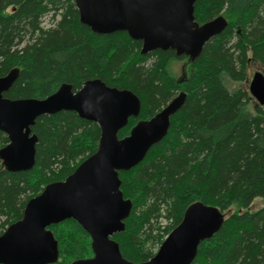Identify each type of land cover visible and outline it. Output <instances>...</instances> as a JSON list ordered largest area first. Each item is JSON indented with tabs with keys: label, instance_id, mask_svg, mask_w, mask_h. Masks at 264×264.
<instances>
[{
	"label": "trees",
	"instance_id": "1",
	"mask_svg": "<svg viewBox=\"0 0 264 264\" xmlns=\"http://www.w3.org/2000/svg\"><path fill=\"white\" fill-rule=\"evenodd\" d=\"M73 1L0 0V77L18 70L3 97L40 100L61 84L76 91L85 81L100 79L140 100L139 116L117 133L121 139L183 92L166 136L137 166L118 173L120 191L132 206L124 230L112 239L125 260L146 262L186 208L201 202L223 214L235 211L198 245L191 264H264V205L249 210L255 199L264 201V106L250 107L248 92L227 86L246 79L249 59L264 67V0H197V23L221 15L227 26L193 62L172 50L141 54V42L122 31L92 33L79 22ZM47 12L58 21L45 30L41 18ZM171 60L187 61L184 78L167 71ZM31 131L37 137L31 170L7 172L0 161V234L21 219L29 199L63 181L96 151L100 133L95 123L71 111L43 115ZM6 144L0 132V148ZM48 229L58 246L53 264L92 257L90 238L74 220Z\"/></svg>",
	"mask_w": 264,
	"mask_h": 264
},
{
	"label": "water",
	"instance_id": "2",
	"mask_svg": "<svg viewBox=\"0 0 264 264\" xmlns=\"http://www.w3.org/2000/svg\"><path fill=\"white\" fill-rule=\"evenodd\" d=\"M197 0H74L79 22L92 33L125 32L140 41L141 54L172 50L176 57L193 62L203 46L227 26L217 16L199 24L194 19ZM184 74V72L182 73ZM185 75V74H184ZM18 76L13 69L0 77V132L7 144L0 161L7 172H25L35 163L37 137L31 127L37 118L71 111L99 128L96 151L63 181L47 184L29 199L22 217L0 234V264H53L58 246L51 225L72 219L90 238L92 257L71 264H135L125 260L112 239L124 230L131 201L120 191L118 173L137 166L149 149L167 134L170 117L185 100L180 92L148 120H139L124 138L117 133L140 114V100L131 91L109 87L90 79L76 91L69 84L44 99L10 100L3 97ZM181 78V77H180ZM183 78V77H182ZM249 95L264 106V75L251 78ZM224 215L201 202L190 204L180 223L165 237L155 254L138 264H191L198 245L216 233Z\"/></svg>",
	"mask_w": 264,
	"mask_h": 264
},
{
	"label": "rangeland",
	"instance_id": "3",
	"mask_svg": "<svg viewBox=\"0 0 264 264\" xmlns=\"http://www.w3.org/2000/svg\"><path fill=\"white\" fill-rule=\"evenodd\" d=\"M51 14H52V12H47L41 18V27L45 30L52 28L56 24V22L58 21V17H55L52 19ZM25 40H27V38H25ZM167 68H168L167 71H169L170 74L175 79H179L180 77L184 78L186 76L184 74H186L185 70H186V68H188V63H187V61H183V60H171L169 62V64L167 65ZM245 68H246V79L244 81H239V82L238 81L237 82L236 81H228L227 86H228L229 90L235 91L238 89H242V90L248 92L249 84H250L251 78L254 75V73L259 72V73H262L264 75V67L261 65V63L255 61V60L249 59L246 63ZM188 71H189V69H188ZM183 72H184V74H182ZM177 95H178V93L176 92V94L174 96H177ZM255 105H257V102L252 98L251 102H250V107L253 108ZM263 205H264L263 199H261V198L255 199L253 201V203L251 204V206L249 207V210L250 211L258 210V209L262 208ZM234 211H235L234 208H230L229 210L225 211L223 215L228 217Z\"/></svg>",
	"mask_w": 264,
	"mask_h": 264
},
{
	"label": "flooded vegetation",
	"instance_id": "4",
	"mask_svg": "<svg viewBox=\"0 0 264 264\" xmlns=\"http://www.w3.org/2000/svg\"><path fill=\"white\" fill-rule=\"evenodd\" d=\"M179 93H180V92H179ZM179 93H178V94H179Z\"/></svg>",
	"mask_w": 264,
	"mask_h": 264
},
{
	"label": "bare ground",
	"instance_id": "5",
	"mask_svg": "<svg viewBox=\"0 0 264 264\" xmlns=\"http://www.w3.org/2000/svg\"><path fill=\"white\" fill-rule=\"evenodd\" d=\"M7 228V227H6Z\"/></svg>",
	"mask_w": 264,
	"mask_h": 264
}]
</instances>
